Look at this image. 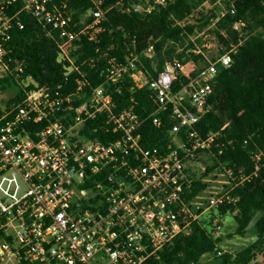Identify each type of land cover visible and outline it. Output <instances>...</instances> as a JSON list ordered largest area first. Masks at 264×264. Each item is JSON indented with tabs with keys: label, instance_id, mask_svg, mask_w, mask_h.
<instances>
[{
	"label": "built area",
	"instance_id": "obj_1",
	"mask_svg": "<svg viewBox=\"0 0 264 264\" xmlns=\"http://www.w3.org/2000/svg\"><path fill=\"white\" fill-rule=\"evenodd\" d=\"M138 1L128 10L151 13L174 2ZM227 1L235 13V0ZM102 5L103 0H96L94 22L80 26L55 0H0V78L14 79L12 87L0 90V264H145L160 258L201 220L220 236L224 218L219 209L236 201L230 194L231 169L223 166L202 175L207 166L198 155L220 150V144L217 134L204 137L197 125L211 109L219 66L232 65L237 46L227 49L218 43L217 56L197 71L187 70L188 63L177 58L167 60L156 78L135 60L111 58L105 82L89 94L83 78L66 92L24 76V61L10 48L13 30L25 27L23 14L57 36L59 60L71 64L66 66L68 81L77 69L70 50L83 36L96 39L105 14ZM226 12L225 5L219 18ZM245 26L239 21L235 28ZM194 53L206 57L201 48ZM180 76L188 82L174 90ZM126 80L155 91L157 109L148 116L155 126L163 125L161 113L170 112L175 119L164 148L142 144L139 129L146 118L136 112L135 103L120 112L114 109L108 86ZM19 90L23 99L8 106ZM100 117L99 130L114 136L108 143L83 133L90 120ZM198 179L205 190L186 199L185 192ZM206 212H212L209 219Z\"/></svg>",
	"mask_w": 264,
	"mask_h": 264
},
{
	"label": "trees",
	"instance_id": "obj_2",
	"mask_svg": "<svg viewBox=\"0 0 264 264\" xmlns=\"http://www.w3.org/2000/svg\"><path fill=\"white\" fill-rule=\"evenodd\" d=\"M95 1L55 0V3L62 12L72 16L74 22L85 26L95 20L92 13ZM217 1L174 0L166 7L143 13L135 8L128 10L138 0H103L105 14L100 22L101 31L96 33L95 40L86 35L74 43L70 56L77 69L68 81L66 66L71 64L59 60L57 36L49 34L29 14L22 17L25 27L12 32L10 48L14 57L24 61V76H32L41 86L61 87L66 92L74 91L76 80L83 78L87 94L105 82L111 58L121 62L135 60L138 68L148 71L153 78L167 60L177 58L185 64L205 61L203 55L192 50L202 44L201 36H197L216 19L214 31L219 43L227 49L237 46L232 65L219 66L210 98L211 109L197 125L204 137L217 134L220 150L214 147L198 156L207 166L203 176L223 166L232 170L230 194L236 201L221 206L220 214L223 218L231 214L236 221L233 234L245 236L260 213L255 222L258 238L236 254L226 252L220 244L231 237L230 234L215 237L209 231L210 222L201 220L193 225L190 234L178 236L160 258L153 257L145 264H198L209 255L213 256V264H253L256 253H264V0H235V13L230 11L232 2L226 0L227 12L220 18V8L203 11H206L203 7L206 2ZM198 10L196 22H189L188 18ZM239 21L246 23L240 30L235 28ZM151 47L153 50L149 51ZM187 82L186 77L180 76L174 90ZM13 84L12 76L0 78V90ZM108 90L113 94L116 112L135 103L136 112L146 118L139 129L145 147L164 148L171 142L170 130L175 119L170 112L160 114L162 127L155 126L152 118H148L157 109L155 91L150 86L139 89L133 81L126 80L119 87L108 86ZM24 96L19 90L7 105L21 101ZM101 124L102 117L90 120L83 133L87 138L97 137L108 143L114 136L99 130ZM94 128H98V132L92 133ZM205 188L206 184L198 179L184 196L192 199Z\"/></svg>",
	"mask_w": 264,
	"mask_h": 264
},
{
	"label": "rangeland",
	"instance_id": "obj_3",
	"mask_svg": "<svg viewBox=\"0 0 264 264\" xmlns=\"http://www.w3.org/2000/svg\"><path fill=\"white\" fill-rule=\"evenodd\" d=\"M225 4H226V0H218L217 2L213 4L206 2L203 6L204 8H206V11L203 9H200V10H203L204 12L207 13L210 10L220 8V11H221L222 7L223 6L225 7ZM200 10L196 11L190 18H188V21L196 22L195 20L199 16ZM216 27H217L216 23L215 24L210 23V25L206 29L203 30L204 32L200 34L202 44L195 45V48L192 50V52H194L196 48H201L202 52L206 56L204 57L205 61H200L196 64L193 61H191L187 64V67H186L187 70H192L193 68L195 69L201 68L208 63L209 59L212 60L213 58L217 56V54L219 53V50H218L219 41H218L217 34L214 31ZM215 214H217V212H215ZM211 216H212V212H206V214L204 215V217L207 219H209ZM259 216H260V213L256 216L255 220L252 222L251 226L249 227L248 233L245 236H239V235L233 234L234 229L236 227V221L231 214L224 217L223 228H222L220 235L227 236L230 234L231 237H226L225 240H223V242L220 244V247L226 252H231L233 254H236L237 252L253 244L258 238L257 230L255 227V222L259 218ZM212 258L213 256L209 255L206 257L205 260H209ZM263 259H264V253L258 252L256 253V257H255V260L253 261V264H261V262H263Z\"/></svg>",
	"mask_w": 264,
	"mask_h": 264
}]
</instances>
